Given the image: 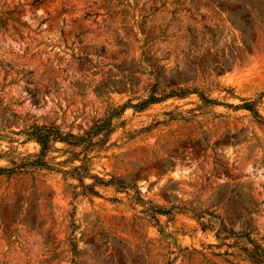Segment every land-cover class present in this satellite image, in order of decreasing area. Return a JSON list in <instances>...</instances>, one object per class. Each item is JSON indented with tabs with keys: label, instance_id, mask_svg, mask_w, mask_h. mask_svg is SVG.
<instances>
[{
	"label": "rangeland",
	"instance_id": "obj_1",
	"mask_svg": "<svg viewBox=\"0 0 264 264\" xmlns=\"http://www.w3.org/2000/svg\"><path fill=\"white\" fill-rule=\"evenodd\" d=\"M35 3L0 0L1 166L38 152L24 126L82 133L155 75L165 87L177 70L218 104L191 93L125 107L88 164L124 189L74 197L78 179L60 172L0 174V264H253L242 249L264 248V121L227 104L264 91V0ZM223 227L248 236L219 245Z\"/></svg>",
	"mask_w": 264,
	"mask_h": 264
},
{
	"label": "trees",
	"instance_id": "obj_2",
	"mask_svg": "<svg viewBox=\"0 0 264 264\" xmlns=\"http://www.w3.org/2000/svg\"><path fill=\"white\" fill-rule=\"evenodd\" d=\"M42 1L43 0H35V4H39ZM148 60V57L144 59L145 62ZM159 76L160 75H155L154 82L150 86L148 95L145 98H142L136 104L128 103L111 107L110 110L106 111L102 118L93 120L91 125L82 133H73L71 130L63 131L59 125H55L51 122H31L29 125L24 126L22 132L25 135V140L34 141L39 147L38 152L20 157L18 162L9 160L13 164L12 167H4L0 165V174L4 173L8 175L19 171H27L28 168H45L60 172L64 177L71 176L78 179L81 189L77 191V186L72 185V193L74 197L77 195L98 194L95 189L98 185L114 186L117 189L126 188L127 184L123 180L113 176L105 179L95 173H91L88 166L91 159L89 154L91 152L105 150L112 145H107V141L115 128L113 118L120 116L125 107L130 106L141 110L149 104L160 102L168 97H185L191 93L197 94L199 100L203 104H218L216 99L208 97L197 87L192 85L180 86L179 83L186 78L181 77L177 70L172 72V76H170L165 87H160ZM227 92L230 93V90ZM263 95L264 91L260 92V94L254 99L241 98V103L237 105H227L246 109L252 116L264 121V116H262L257 109V103L261 100ZM57 142L61 143L63 146L57 147L55 145ZM53 151L65 155V158L59 161H50V159L53 160L55 158L53 156L49 158L48 156L49 153ZM2 156L3 155H0V157ZM75 160H79L80 163L74 164ZM68 164L69 168L65 169L64 167ZM85 177L92 178V183L85 184ZM140 200L144 202L143 199L140 198ZM153 210L155 214H166L167 212L158 206H155ZM202 227L206 228L204 223H202ZM215 236L223 241L231 236H248V234L243 232L235 233L232 229L223 227L216 231ZM247 240L251 246L242 249L244 257L253 264H264V248L249 237H247ZM221 244H225V242H220L219 245ZM228 254L239 256L237 253ZM167 264H169V262Z\"/></svg>",
	"mask_w": 264,
	"mask_h": 264
}]
</instances>
